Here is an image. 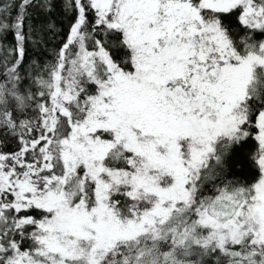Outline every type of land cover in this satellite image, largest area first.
I'll list each match as a JSON object with an SVG mask.
<instances>
[{
    "label": "snow or ice",
    "instance_id": "6c2138e0",
    "mask_svg": "<svg viewBox=\"0 0 264 264\" xmlns=\"http://www.w3.org/2000/svg\"><path fill=\"white\" fill-rule=\"evenodd\" d=\"M0 264H264V0H0Z\"/></svg>",
    "mask_w": 264,
    "mask_h": 264
}]
</instances>
